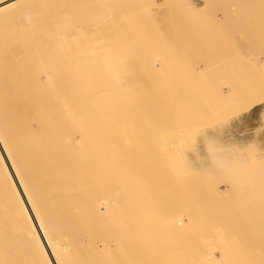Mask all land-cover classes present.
<instances>
[{
  "label": "bare ground",
  "instance_id": "obj_1",
  "mask_svg": "<svg viewBox=\"0 0 264 264\" xmlns=\"http://www.w3.org/2000/svg\"><path fill=\"white\" fill-rule=\"evenodd\" d=\"M88 1L89 0H0V172L3 175L2 177H4V180L2 181H5V184L3 185L1 184L2 183L1 181L0 186L5 185L6 187L5 186L4 187L7 188L9 191V193L7 192L9 195H7L6 197L7 204L6 203L4 204L5 206L4 209L3 208L0 209V264H17L13 253H18L16 255H18L19 257V253L27 249L26 247H30V249L28 248L29 251L31 250V248H34L35 253H32L34 251L32 250L31 251L32 254L30 256H27L26 253H28V251L27 252L23 251L22 254L24 255L25 253L26 258H27V259L25 258V255L24 256L21 255L23 256V259L24 258L26 259L24 260V262H26L29 259V257L32 256V258L29 259L31 261L33 258H35L34 257L35 255L33 256V254H36V256L38 257L37 260H39L36 264H39V263L40 264H211L213 257L211 258L212 255H209L210 251L208 249H211L209 248V246L210 244L214 245L213 242L215 240L218 243L219 242L221 243L219 239L220 237L218 238V236L221 235V233L223 232L218 233L217 234L218 236H216L217 232L215 230L219 229V227L216 229L218 223L219 224L224 223L222 221L219 222V220H221V218H219L218 223L215 224V221L217 222V219H215L214 216L219 211H221V213L219 212L220 216L224 215L223 211L224 210L226 211V209H224V205H225L224 202L227 200H223L220 198L221 200L224 201L221 209L215 207L216 203L213 206L214 202H212L213 204L212 203L208 204L209 201L211 202L215 199H213V197H210L214 195L210 191V189L207 190L205 188L208 185L207 186L205 185L203 187V184L206 183L207 181V179L203 178V176H202L203 183L199 182V185H197V187H200L201 185L200 183H202L201 185L202 188L201 187L199 188L200 189L199 192L201 194L205 192V194L208 195V196L206 195L207 197L206 196L205 197L209 201H207L204 198V201L206 200L205 202L207 203H204V201L202 200L204 197L203 196L204 194L202 195L201 198H200L201 196L200 194H199L200 196L197 195L198 193L197 191L199 189L196 188L195 184H197V182L194 183L193 179H192L193 181H187L188 183H186L184 181V178L186 175L182 174L183 177H181V180L184 181V183L182 182L183 184L182 183L181 184L183 186L179 183L181 180H179L178 178V172L175 171L176 170L175 166H177V164H175V162H177L175 155L179 153V151L177 152V150L180 149V146H181L180 145L178 148V145H179L178 142L180 141L181 143V139H183L185 132H186L184 131V133H180V130L182 132L183 130L182 128L184 127L183 124L185 123L184 120L186 119L185 117H187V115L184 116V114H187V113H184L182 111V113H184L183 114L184 123H183L182 122L183 118L180 119L182 116V113L180 112L181 115L178 114L179 111H181V110L178 111V108L183 109V106L182 107L181 106L178 107V106H179V100L180 101L182 100V103H183L185 99V102H186L189 96L187 97V94L185 93H183L184 95L179 96L180 94H178L179 93L178 89L173 87L175 84L173 86L171 85L172 87L171 86L166 87L168 83L167 85H164L161 83L158 84V82L156 83L154 80V77L152 76L155 72L154 70L156 69V67L154 68L155 64L152 66V62H151V59H153L154 57L151 58L150 55H148V58H146V54L148 53L146 51H145L146 54L143 53L142 52L143 50H141V52H136V50H139L138 46H137L138 47L137 49L135 48L136 49L135 52L130 51L132 48L129 50L128 47L124 46L126 44L125 42L128 39L127 30L129 29L127 27L129 25H126L127 27H124L125 26L124 25L125 22H124V24H121L122 26L124 25L123 30L122 29L118 30L119 27L116 28L117 25L115 26L114 22H112L114 18H116L117 21H122V20L124 21L126 17L129 18L128 16H130L131 14L129 10H126V11L130 15L127 14L125 10H123V8L126 7L124 6V4L120 5L121 7L122 6L124 7H122L121 9L119 7L120 10L118 13H116L118 17H116V15H113L111 17L110 19L112 20L111 25L110 27H108V23L110 22V20L109 22H106L103 19V18H106V20H108L107 17H104V15H107V14L103 15V12L108 9L107 5H105V3L107 2L105 0H103V2L100 0L101 3H104V6L102 4L100 8L102 9L103 7H105V9L103 8L102 10H100V8L98 7L100 3L97 4L99 2L98 0H97L98 1L97 3H95V1L93 2L92 0V2L95 4L94 6L97 5L96 7L98 8L91 7L93 6L91 4L92 2L87 3ZM107 1L108 2L110 1L108 3L109 5L113 4L111 2L112 0H107ZM184 2L186 1H183V3ZM86 3L91 4V6L90 5L88 6ZM125 5H127V3ZM140 6H143V5H140ZM157 6H159V4ZM111 7L109 8L111 9ZM113 7L111 10L110 9L107 10L108 13L109 11L111 12L114 9ZM170 7H171V4H170ZM176 7H178V5H176ZM180 7H183V5ZM140 8H136V9H140ZM191 10L192 9H190L189 13H192ZM208 10L209 9H207V11ZM100 11L101 12L103 11V12L101 13ZM137 11H140V10H137ZM222 11H224V8ZM199 12L200 14H202L201 11ZM208 12H210V10ZM216 12L218 13V11ZM119 13L120 15H118ZM171 13L173 12L171 11ZM121 14H123L122 17L125 14H127L128 16L126 15V17H123V19H121L122 18ZM101 15L103 16L101 19H103L105 23H107L106 27H108V29L109 28L111 29V27L114 25L115 27L113 26L112 27L113 29L115 28L117 29V31H119V33L121 34L123 33L124 36L125 35L127 36L126 40L124 39L125 40L124 44L123 43H122L123 45L119 44L124 47L122 48L121 46L118 45L117 47H115V49L117 48L118 50L116 49L115 51V49L113 48L114 47L113 45L118 44L116 42H119L118 36H120V34L119 33L116 34L117 35L116 38L118 37L117 38L118 40L116 38L114 39L113 36L115 35L117 31L115 29H114L115 31L112 30L111 32L114 33V35H112L110 30L108 33L105 30L106 27H103L106 24L104 23L105 25H102L103 23H100L101 24L100 27L102 26L104 28L101 31L105 30L104 33L105 32L106 33L104 35H106V37L109 36V38H103V36L101 35L99 36L98 34L102 33V32L98 33L100 29L99 31L96 30L97 31L96 34L98 33L97 37L99 36V38H103L101 39V41L102 40L107 41V42L111 41L109 42V44L107 43V45L113 46V47L110 46L111 51L108 52L105 44H103L105 42H102L101 44L104 45V47L106 48V51L104 47L102 48V46L99 48L100 44L95 43L94 45H96V47L97 45H99L97 47L99 51L101 49L102 50L104 49L105 52L103 51V53L107 52L106 54H103L102 56L99 55L101 53L98 54L99 51H97L96 47L92 45V40L94 42L96 40L97 43L101 42V41H98L99 39L97 40L94 38L93 34L91 33V31L93 30H89V34H92V36L89 35L88 33H87L88 37H87V34L86 35L83 34V33H86L87 31L86 28H84L83 26L85 25L87 27L88 24H90L88 23V21H94V22L98 21ZM167 15H172V14L169 13ZM180 15H181L182 21L187 16L185 13L184 14L182 13ZM182 15L184 17H182ZM191 15L192 14H190V16ZM108 17H110V13ZM138 17L140 19V16ZM188 17L186 20H190L193 16L189 18ZM214 17L218 18L217 16H214ZM101 19L99 21H103ZM133 19L134 18H132V20ZM146 19H147V16H146ZM213 19L215 20V18ZM86 20L88 24L83 23V22H86ZM135 20L136 19H134V21ZM141 20L142 19H140V21ZM69 21H73V22L69 23ZM77 21H79V23H81L82 25L84 24V25L81 26L79 25V23H75ZM136 21H137V24H134L135 28L134 26L131 25L132 28H134L133 33L135 34H137L138 31L143 32L142 30H140L141 28H143L141 26L142 23L139 22V20H136ZM126 22H129V21L126 19ZM96 23L94 25H96ZM184 23L186 24V22ZM176 25L174 24L173 28H175ZM97 26H99V24L95 26L96 29H98ZM122 26L120 27L122 28ZM170 26L171 25H169V28L167 30H170ZM79 27H83L82 28L83 32H82V29H80ZM154 27L155 26H153V28ZM184 27L187 28V26L185 25ZM146 28H144V32ZM147 29L149 30V27ZM121 30L122 32H120ZM125 31L127 32V34H125L126 33ZM149 31L151 33V30ZM153 31H156V30L154 29ZM139 32H138L139 34L138 36L142 38L141 36H143L144 34L141 35V33ZM209 32L210 31H208L207 33ZM70 33L72 36L70 35ZM78 33L81 34V36L82 35L86 36L88 41H90L89 39H92L90 41L91 45L88 44V46H86L87 45L86 43L88 41L84 43L81 42L80 40L83 38L79 37L80 35ZM158 33H159V30L157 34ZM160 33H163V32L160 31ZM75 34H78V35H75ZM107 34H110V35H107ZM68 35H70L71 37L70 36L68 37ZM164 35L165 34H163V36L161 37H164ZM195 35L198 36V34H195ZM74 36L76 37L78 36L79 38L77 37L76 39V37ZM122 36L120 38L121 41H122ZM201 36L203 35L200 34V38ZM132 38H133V35H132ZM149 38H144V39H149ZM193 38L192 39L189 38V39L193 40ZM207 38L209 37L207 36ZM78 39L80 40L78 41ZM130 39L131 37L128 39V43L126 46L129 45V42L131 45V41H129ZM150 39L151 40L149 41L144 40V42L147 41V44L142 41L141 45L143 47L144 45L148 46L149 44L148 42L151 43V41H153L152 38ZM209 39L207 42H209ZM201 40H204V39L202 38ZM217 40L218 39L214 41H217ZM82 41H84V39ZM139 41L140 40H138V43ZM157 41H158V38H157ZM161 41H159L160 44H161ZM112 42L113 43L115 42L116 44H113ZM172 42H173V39H172ZM172 42H169V43H172ZM200 42H202L203 44V41H200ZM153 43L155 44V41L152 42V44ZM195 43H197V41ZM81 44L83 45L86 44V45L84 47ZM163 44L165 45V43ZM170 45H173V44H170ZM196 45L199 46L198 43ZM195 46L193 47L194 50H196ZM130 47H133V45ZM176 47L175 48L170 47V48L172 50L173 49L176 50ZM215 47L216 46L214 47L211 46V48H215ZM198 48H200V46ZM209 48L210 46L208 47V49ZM92 49L93 50L96 49V52H94L95 50L92 51ZM150 49L151 47L147 50L149 51ZM156 49H158V47ZM156 49L154 51L158 52V50ZM171 49L170 51H172ZM201 50L200 52H204V49H201ZM210 50L209 52L205 50V52L210 53ZM176 51L174 52L176 53V55H174L175 59L177 56H180L178 55L179 54L178 50ZM197 51L199 52L198 49ZM151 52L153 53V50ZM157 52L156 54H159ZM228 53H230V51ZM164 54H167V53H164ZM185 54H187V52ZM194 55H197V54H194ZM205 55L208 57V54L205 53ZM210 56L211 55H209V57ZM169 57H171V55ZM149 58L151 59L149 60ZM158 58L159 57H157V59ZM171 58L169 59L171 60ZM179 58L181 59V57ZM179 58L177 57L176 59L177 63H178ZM147 59L149 60V62L146 61ZM186 60H184V63L183 62L182 63L186 64L188 62L187 60V62L185 63ZM168 61L169 60H167V62ZM201 61L202 60H200V63ZM206 61H204L203 65H205ZM167 62L165 61V63ZM171 62H174V61L171 60ZM191 62H189V64ZM196 63H198V66H199V60ZM212 64H213V61H212ZM158 65H160L159 62H158ZM180 66L182 68V71H181V75H182L184 73L183 71L185 67H183L184 65L182 66V64H180ZM138 67H139L138 69L139 72L137 71ZM205 67H208V66H205ZM160 68H163V66H161ZM169 68H171V66ZM187 68H188V63H187ZM190 69L192 70V68ZM172 70L174 71V69ZM191 70H189L190 74L192 73ZM209 71H210V68H209ZM140 72L147 73V75H150L152 73L150 75L152 77L150 76L147 77V75L144 74L146 78L144 75H143L144 78H139L136 75L139 73V76H140L141 75ZM204 72L207 73L206 70H204ZM199 73L198 75L200 76L202 73L200 74ZM164 74L162 76H164ZM234 75L235 74L233 73V76ZM166 76L167 75H165V77ZM184 76H185V73H184ZM207 76H210V75H207ZM201 78L203 79V77ZM170 79L171 78H169L168 80ZM174 79H176V76L174 77ZM173 83H175V80ZM218 83H221V82H218ZM177 84L178 85L181 84L180 81L179 83L177 82ZM177 84L175 85L176 87H177ZM186 84H189V83H186ZM201 84L199 86L200 88H198V84L197 86L193 85L194 87L198 88L197 89L193 87L196 90V93L198 94L202 90L203 91L201 93L206 92L205 88L203 89ZM254 87H252V91L255 89ZM213 88L215 89L216 86ZM233 88H235V86ZM179 89H184V87L179 88ZM237 89H235V92ZM240 89L242 88L240 87ZM185 90L187 91V89ZM243 90L240 92L243 93ZM255 90L257 91V89ZM193 92L194 91H192V93ZM207 92H206L207 95L203 93L204 94L203 98H201L202 97L200 95L201 93L197 95L198 99L196 97V99L200 101H203V99L205 98L204 100L206 101L205 102L206 104H203L204 101L203 102L199 101V103L200 104L202 103L205 106V108L211 106V104L210 106H208L209 103H207L211 97L210 95L208 96V94L209 93L211 94V92L210 91L209 93ZM194 94L193 96L191 95V98L192 97L194 98ZM231 94H234V93H231ZM224 95H228V93ZM234 95H237L238 97V94L235 93ZM252 95H255V97L257 96L256 92L255 94H252ZM217 97L219 100L223 98V95H222V98L221 96L219 97L216 95L215 98ZM229 97L231 96H228V98ZM251 97L253 99V96ZM251 97L249 96L248 99H251ZM212 98H214L213 95H212ZM232 99H225V101L226 102L229 100L232 101ZM254 101H256V99ZM192 102L194 101H191V103ZM223 102L224 101L222 100L221 103L220 102L219 103L222 104ZM213 103H214V100H213ZM202 104L201 106H203ZM226 104L227 103H225V105ZM189 107H192V106H189ZM202 108L205 109L204 107ZM211 109H209V111H211ZM224 110L225 109H222V112ZM191 112H194V111H191ZM198 112H201V111H198ZM195 114L196 113H193V116ZM203 114L204 113H202V115ZM216 114H217V117H219L218 116L219 113L216 112ZM202 115H200V117ZM214 115H215V112H214ZM166 117L169 118L167 122L169 123L170 121L169 124H165L166 122L163 121L164 119L166 121L167 119ZM194 118L195 117H193L192 119ZM178 119L181 121H179ZM203 119L205 121V118ZM189 121H191V119ZM195 122H196V119H195ZM201 122L200 124H204ZM164 124L166 126H164ZM179 124L180 126L183 125L181 129L179 127ZM205 125L207 124L205 123ZM166 127H169V128H166ZM148 130H150L151 135L149 133H146ZM179 133L182 134L181 135V137L183 136L182 138L180 137V135H178ZM148 135L152 136V139H151L152 141L153 139L155 141V144H154L153 143L154 141L152 142L149 139L150 142H152L150 147H148L149 146V141L147 140L149 138ZM156 135H159L158 137H162V138L157 139ZM177 135H178V138H180V140L178 139V141L176 140ZM186 138H188V136ZM165 139H167L168 141L173 139L172 140L173 143L171 142L169 143ZM166 141L168 142L169 146L171 144L173 148L171 146H170L171 148L167 147L166 146L167 144L164 145ZM181 144L183 147V142ZM155 145H157V147ZM161 145L164 148H160ZM176 147L178 149H176ZM237 150L239 151V149ZM219 151H217V153H219ZM175 152L177 153L175 154ZM222 152H223V149H222ZM224 152L226 153L227 151L225 150ZM227 154L226 156L223 153H221L220 155L218 154L219 156L218 158L217 157L216 158L219 159L220 161L225 162L224 160L226 159ZM235 155L233 154L231 156L235 157ZM241 157H240V161H243L244 158L241 159ZM238 159L239 158H236L235 160L238 161ZM219 160L217 161L219 162ZM179 161L180 160L178 159V162ZM226 164L228 163H225V165ZM178 165L180 164L178 163ZM217 165L215 167H217ZM223 165L221 166L224 167ZM263 165L264 164H262V166ZM211 167L214 168V165L213 166L210 165V167L207 166L205 170L209 168L208 171L213 172V169L211 170ZM230 167L227 168L228 171H230L229 169H232V167L231 168ZM244 167L246 166L244 165ZM257 168L259 169V167ZM261 168H260V172H263L261 171ZM216 169L214 171H216ZM221 170L225 171L222 168ZM240 170H244V169H242L241 167ZM240 170L238 169V172H240ZM169 171L171 173H169ZM201 172H205V171H201ZM201 172H198V173H201ZM219 172L220 171H218V174H220ZM179 173L181 174V172ZM192 174L193 176L195 175L193 171H192ZM213 174H216V173H212V175ZM221 174L224 175L223 173ZM198 175L200 176V174ZM244 175H245V172H244ZM191 176L189 177L190 178L189 180H191ZM209 177L211 176H208V178ZM262 177L260 178L262 179ZM213 178L214 176L210 178V182L208 181L209 182L208 188H210L211 179ZM260 178L259 180H261ZM203 179L206 181L204 182ZM223 180L224 179H222V181ZM251 180H253V178ZM189 182L190 183L192 182V183L190 184ZM244 182L245 184H248L246 183V180H244ZM193 183L195 186L193 185ZM211 184H213V181ZM181 186L183 187V189ZM215 186L213 187L215 188ZM232 187H231L232 189L231 191L235 192L234 191L235 187L234 188ZM195 188L196 190L197 189L198 190L196 191ZM201 189L202 190L206 189V190L203 192ZM238 189H240V187ZM253 189L255 188L253 187L252 190ZM256 190L257 189H255V191ZM262 190L263 191H261V193L264 192V189ZM207 191H210L211 193L210 192L206 193ZM242 191H244L243 188H242ZM195 192H197L196 195H195ZM222 193L221 194L219 193V194L222 196L223 195ZM216 194L214 196H216ZM258 194L260 193L258 192ZM227 195L229 194L223 195L222 198L225 197L226 199ZM234 195L235 194L233 193V197ZM252 195H253V192H252ZM209 197L211 198V200L209 199ZM252 197L254 199L255 196H251L250 198L252 199ZM234 201L235 200H233V202L231 201L232 205H234L233 204ZM236 201H238V199ZM231 203L229 202L230 205ZM226 206L227 205H225V207ZM179 207L182 209H180ZM233 208L235 209L234 206ZM237 208L238 207H236V209ZM178 209L183 210L182 211L183 213L180 212L179 214ZM217 209L219 211H214ZM230 209H232V207H230ZM230 211H226V213L228 212L229 214ZM213 212L215 214H213ZM181 213L185 215L186 219H181L182 218L180 216ZM6 214L10 216V219L11 217L12 218L14 217V221H13L14 227L13 225H11L12 223L9 225H7L8 223L5 224L6 222H9V221H4L7 218V217L6 218L4 217V216H7ZM212 215L214 218H212ZM3 217L5 218L4 220H2ZM195 217L196 219H194ZM192 218L194 219V221L195 220L196 221L194 222ZM208 218H210L211 222L214 223V225L216 226H213L212 224L213 227H211V223L208 220ZM213 219H215V221ZM10 222H12V220ZM189 223H191L190 226H193L192 224H195V226L198 227L199 225V228L201 229L202 227L203 230L195 229V231H191L192 227L191 228L188 227L189 229L188 228L182 229L183 228L182 226H184L185 224L189 225ZM206 225L207 226L209 225L210 228H213L212 230L215 229L214 231L216 233L214 232L215 233V236H213L214 238L212 237L213 231L209 227H205ZM5 227H7L8 229H6ZM9 227H11L12 229H10ZM9 229L13 230L16 233L11 234L13 231H9V234H8ZM233 231H236V230H233ZM228 234L230 233L228 232ZM246 234H248V232ZM9 235L10 237H12L13 235L15 236L12 237L13 238L12 239L9 237ZM215 237L217 238L215 239ZM248 237H251V236H248ZM207 239H210V240L212 239L213 241L212 240L210 241L212 243L210 242L208 243ZM221 240L223 241V237L221 238ZM230 240L232 239H229L226 241H230ZM241 240L238 241L237 245H240L241 243L243 244V242L246 243L247 241V239H245L246 241H243V242H241ZM217 242L215 245L216 247L217 245L218 246L220 245V244H217ZM207 243L209 246L207 245ZM223 243H224L223 245H225V242ZM21 245H23V247H20ZM233 246L234 248L237 247L235 245ZM251 246L254 247L253 244ZM177 247H178V250L176 249ZM220 247H221L220 252H222L221 254L223 255V257L221 256L220 257L221 259L226 257L225 259L222 260L226 262V259H228L227 255L226 254L224 255V252H226L225 251L226 248L225 250H223L222 247L224 248V246H219L217 249L220 250L219 249ZM21 248L23 250L20 251ZM236 252H239V251H236ZM29 254L30 253H28V255ZM235 254L237 255V253H234L233 256H235ZM249 254L250 253H247V255ZM238 255H242V253ZM244 256L246 255L244 254ZM244 256H241V257L244 258ZM237 257L238 256H236V258ZM236 258H234L233 260H236ZM23 259L21 258V260ZM216 259H219V258H216ZM233 260L232 261L229 260L231 264ZM248 260L250 261L251 259L249 258L247 259V261ZM33 261L35 262L34 259ZM240 262L238 264H240ZM227 264L229 263L227 262Z\"/></svg>",
  "mask_w": 264,
  "mask_h": 264
},
{
  "label": "rangeland",
  "instance_id": "obj_2",
  "mask_svg": "<svg viewBox=\"0 0 264 264\" xmlns=\"http://www.w3.org/2000/svg\"><path fill=\"white\" fill-rule=\"evenodd\" d=\"M95 1V3H97L98 1V3L97 4H99L98 5V7L100 8L101 7V5L103 4V6H104V3H101V1L103 2V0H93V2ZM107 3H105V5H107V10H109L110 8L109 7H111L113 4V6H115V7H113L114 9L110 12L109 11V13H110V17H108L109 16V13H108V11L106 10V11H102L103 12V15L104 14H107V15H104V17H107V19L108 20H106V18H103L106 22H109V20L111 19V17L113 16V15H116V13H118L119 12V10L122 8V7H124V6H126L125 8H123V10H129V12H130V14L126 11V13L127 14H129L130 16H132V17H130V16H128L127 14H125L123 17H126V15L131 19V21H130V19L129 18H125L124 19V21L122 20V21H117V19L116 18H114V20L112 21V20H110V24L108 23V27H110V25H111V21L112 22H114V25L116 26V28H118V30H120V29H122L123 30V28L124 27H127L126 25H129L127 28L129 29V30H127L128 31V39L131 37V39L129 40V41H131V45H130V42H129V45L128 46H126L127 45V43H128V39H127V41L125 42V40H126V38H127V36L125 35L124 36V34L122 33H119V31H117V29H115L117 32L115 33V35H114V33L113 32H111L112 30H114L112 27L114 26L113 24V26L111 27V29L109 28L108 29V27H106L107 26V23H105V21L103 20V19H101L103 16L101 15V17H100V19L101 20H103V21H96V22H94V21H88V23H90V24H88L87 23V20H86V22H83L84 24H88V26L90 27H86L84 24V26L81 24V23H79V21H77V22H75V23H79V25H81V26H83L84 28H86V33H83V34H89V30H93V31H91V33L93 34V36H94V38L95 39H99L98 41H101V39H103V38H109V36H107L106 37V35H104L106 32H108L109 33V30H110V32L112 33V35H114L113 37H114V39L116 38V34L117 33H119L120 34V36H118L117 38L119 39V42H116V43H118V44H116L115 42L113 43V44H116V45H113V46H111V45H107V43L109 44V42H111V41H109V39H108V41L109 42H107V41H101V42H99V43H97V41L95 40V42L92 40V39H89L90 41L92 40V45L93 46H95L96 47V45H94L95 43L96 44H100V46L99 45H97V47L99 46V48L102 46V48L104 47V45H102L101 43L102 42H105V43H103V44H105V46H106V48H107V50H108V52L109 51H111L110 50V46L111 47H113L114 49H115V47H117L119 44H124V42L126 43L124 46L125 47H128V49L130 50L131 48L132 49H134V50H130V51H134L135 52V50L138 48L139 50H136V52H141V50H143L142 52L143 53H145L146 54V52L148 53V54H146V58H148V55H150V57L151 58H153L154 59V61H153V59H151V58H149V60L151 59V62H152V66L154 65V68L156 67V69L154 70L155 72H154V74L152 75L153 77H154V80H155V82L157 83L158 82V84L159 83H161V84H164V85H167V83H168V85L166 86V87H170L171 85L173 86L174 84L176 85L177 84V82L179 83V81H180V83L181 84H177V87L174 85L173 87H175V88H177L178 89V91H179V93L178 94H180L179 96H181V95H184L183 93H185V94H187V97H188V99L186 100V102H185V99H184V102L182 103V100L180 101L179 100V106L178 107H182L183 106V109L182 108H178V111L179 110H181V111H179V115H181V113H182V111L184 112V113H187V114H184V113H182V116H181V118L180 119H182V122L184 123V121H185V123L183 124V123H181V124H183L184 125V127H186V128H184L183 127V125H181L180 126V124H179V127H180V129L182 128L183 130H182V132H181V130H180V133H184V131H186L185 132V135H184V137H183V139H181V143L183 142V147H182V144L180 143V141L178 142V148H179V146H180V149H178L177 147H176V149H178L177 150V152L179 151V153H177V152H175V158H176V160H177V162H175V164H177V166H175V168H176V170L175 171H177L178 172V178H179V180H181V177H183V175L182 174H185L184 176H185V178H187V179H185L184 178V181L186 182V183H188L187 181H193L194 180V183L195 182H197V184H195L196 185V188H200L201 187V185H202V176H203V178H206L207 179V181L206 180H204L203 179V181L205 182L206 181V183H204L203 184V187L206 185H208L209 186V182H210V178H212L213 176H214V178L213 179H215V180H213V179H211V183H212V181H213V184H211L210 183V188H208V186L207 187H205L207 190L208 189H210V191L215 195L216 193H218V191H219V193L221 194L222 192V194L223 195H225V194H229V195H227L226 196V199H225V197L224 198H222V196L218 193V194H216V196H214V195H212V196H210V197H213V199H215V200H213V201H209V200H207L206 199V197L208 196L207 194H205V190H202L204 193V195L203 194H201L199 191H200V189L197 191L196 190V188H195V190L198 192H195V195H196V193H197V195L198 196H200V198L202 197V195L204 196L203 197V201H204V198L207 200V201H209L208 202V204L210 203H212V202H214V204H213V206L215 205V203H216V205H215V207H217V208H219V209H221V207L223 206V200H227V201H225L224 202V204L225 205H227L226 207H225V205H224V209H226V211H230L229 212V214H228V212L226 213V211L224 210L223 212H224V215L223 216H220L219 214L221 213V211H219L218 209L217 210H214V211H219V212H217L216 213V215L214 216L215 217V219H217V222L215 221V219H213L214 221H215V224H217L218 223V219L219 218H221V220H219V222L220 221H222V222H224V223H221V224H217V227H216V229L219 227V229H217V230H212L213 228H210L209 227V225L207 226H205V227H209L212 231H213V234H212V232H211V234H212V237L213 236H215V233H216V236H218L217 234L218 233H220V232H223V233H221V235H219L218 236V238L220 239V241H221V243L219 242H217L215 239L217 238V237H215V241L213 242L214 243V245L212 244H210V246L208 245V243L212 240H210V239H207V241H208V243H207V245L209 246V248H211V249H208L209 251H210V254L209 255H212L211 256V258H212V262H211V264H227V262L229 263V264H231V262L230 261H232L234 258H236V256H238L237 258H236V260H237V262H236V260H233V262H232V264H238L240 261H242V262H240V264L241 263H243V264H255V262H256V264H259V262H260V264H264V202H262V201H264V192H262L261 193V191H263L262 189H264V165L262 166V164H264V0H168V1H166V0H112L111 2L113 3L112 5H109L108 3L110 2H108L107 0H105ZM104 1V2H105ZM120 1V2H119ZM180 1V2H179ZM183 1H186V2H184L183 3ZM90 2H92V0L90 1H88L87 3H90ZM91 3L93 6H91V4H87L88 6L90 5L91 7H96V6H94L95 4L94 3ZM130 2H131V4H130ZM140 2V3H139ZM162 4H161V3ZM166 2V3H165ZM127 3V5H125ZM149 3V4H148ZM124 4V6H120V5H123ZM159 4V6H157ZM161 4V5H160ZM164 4V5H163ZM170 4H171V7H170ZM174 4V5H173ZM185 4H187V5H185ZM108 5H109V7H108ZM140 5H143V6H140ZM146 5V6H145ZM163 5V6H162ZM166 5V6H165ZM176 5H178V7H176ZM183 5V7H180V6H182ZM220 5V6H219ZM224 5H225V7H224ZM102 6V7H103ZM138 6V7H137ZM148 6V7H147ZM187 6V7H186ZM205 6H207V7H205ZM98 7H96V8H98ZM112 7H111V9H112ZM118 9H117V8ZM119 7H120V9H119ZM131 7H133V8H131ZM141 7V8H140ZM160 7V8H159ZM169 7V8H168ZM174 9H173V8ZM221 7V8H220ZM104 9H105V7H103ZM102 8V9H103ZM136 8H140V9H136ZM143 8V9H142ZM181 8H183V9H181ZM185 8V9H184ZM206 8V9H205ZM223 8H224V11H222L223 10ZM101 8H100V10H102ZM110 9V10H111ZM117 9V10H116ZM131 9V10H130ZM169 9V10H168ZM171 9V10H170ZM182 11H181V10ZM189 9V10H188ZM190 9H192L191 11H192V13H189L190 12ZM207 9H209L210 10V12H208L207 11ZM115 10V11H114ZM137 10H140V11H137ZM144 10V11H143ZM184 10V11H183ZM215 10V11H214ZM113 11H114V13H113ZM153 11H155V12H153ZM170 11V12H169ZM171 11L173 12V13H171ZM179 11H181V12H179ZM198 11V12H197ZM199 11H201V13L202 14H200V12ZM203 11H204V13H203ZM211 11H212V13H211ZM214 11V12H213ZM216 11H218V13L216 12ZM101 12V11H100ZM101 12V13H102ZM121 12H122V10H121ZM120 12V13H121ZM136 12V13H135ZM141 12V13H140ZM145 12V13H144ZM161 12V13H160ZM172 14V15H167V14ZM186 14L187 16L184 18V20H186L187 19V17L189 16V17H192L190 20H186V21H182V18H181V15L179 14ZM220 12V13H219ZM222 12V13H221ZM113 13V14H112ZM120 13L118 14V15H120ZM153 13V14H152ZM210 13V14H209ZM214 13V14H213ZM217 13V14H216ZM124 14V13H123ZM123 14H121V17H122V15ZM134 14V15H133ZM190 14H192L191 16H190ZM202 16H200V15ZM216 14V15H215ZM245 14V15H244ZM180 17H179V16ZM205 15V16H204ZM240 15V16H239ZM241 15H242V17H241ZM136 18H135V17ZM138 16H140V19H142L141 21H140V19H139V17ZM146 16H147V19H146ZM155 16H156V18H155ZM170 16V17H169ZM172 16V17H171ZM214 16H217L218 18H216V17H214ZM116 17H118L117 15H116ZM120 17V16H119ZM120 17V18H121ZM123 17L121 18V19H123ZM138 17V18H137ZM167 17V18H166ZM180 18V20H179V18ZM182 17H184L183 15H182ZM188 17V18H189ZM201 17V18H200ZM206 17H208V18H206ZM232 17H234V18H232ZM240 17V18H239ZM112 18V19H113ZM119 18V19H120ZM132 18H134V19H136V20H139V22H141L142 23V27L143 28H141V26H140V30H142L143 32H144V28H148L149 27V30H151V33L154 35H152L151 33H150V31L146 28V30H145V32L143 33V32H139V33H141V35H143V36H141L142 38H140V36H138L139 34H138V32H137V34H135V33H133V29L135 28V25L134 24H137V21L135 20L134 21V19L132 20ZM145 18V19H144ZM172 18H173V20H172ZM198 18H200V19H198ZM213 18H215V20L213 19ZM238 18V19H237ZM115 19H116V21H115ZM118 19V20H119ZM126 19L129 21V22H126ZM151 19V20H150ZM172 21H171V20ZM144 20V21H143ZM177 20V21H176ZM197 20H198V22H200V23H198L197 22ZM201 20V21H200ZM135 23H134V22ZM147 21V22H146ZM149 21V22H148ZM152 21V22H151ZM196 21V22H195ZM228 21H229V23H228ZM230 21H232V22H230ZM51 22H53V21H51ZM68 22V21H67ZM73 21H69V23H72ZM82 22V21H81ZM99 22V23H98ZM116 22V23H115ZM124 22H125V24H124ZM139 22H138V24H139ZM154 22V23H153ZM168 22V23H167ZM184 22H186V24L184 23ZM195 24H194V23ZM202 22V23H201ZM96 23V25H98L99 24V26H97L98 27V29H96L95 28V26L96 25H94ZM100 23H103L102 25H105V26H103V27H106L105 28V30H106V32L104 33V31L105 30H103V31H101L102 29H104L102 26V28L100 27ZM105 23V24H104ZM140 23V24H141ZM144 23V24H143ZM149 23V24H148ZM197 23V24H196ZM121 24H124L123 26L121 25ZM148 24V25H147ZM152 24V25H151ZM154 24V25H153ZM174 24L176 25L175 26V28H173L174 27ZM179 24V25H178ZM183 24V25H182ZM227 24V25H226ZM134 26V28H132V26ZM144 25V26H143ZM145 25H147V26H145ZM169 25H171L170 26V30H167L168 28H169ZM184 25L185 26H187V28H185L184 27ZM200 25V26H199ZM224 25V26H223ZM78 26V25H77ZM114 26V27H115ZM120 26H122V28L120 27ZM153 26H155L154 28H153ZM83 27H79L80 29H82ZM182 27H184L185 28V30H184V28H182ZM87 28H89V29H87ZM151 28V29H150ZM221 28V29H220ZM99 29H100V31H99ZM130 29H131V31H130ZM156 30V31H153V30ZM174 29H176V30H174ZM182 29V30H181ZM189 29V30H188ZM203 29V30H202ZM207 29V30H206ZM209 29H211V30H209ZM85 30V29H84ZM96 30H98L99 32L98 33H100V32H102L101 34H98L99 36L101 35V36H103V38H99V36L97 37V34H96ZM114 30V31H115ZM122 30L120 31V32H122ZM158 30H159V33L157 34V32H158ZM174 32H173V31ZM180 30H181V32H180ZM191 30V31H190ZM213 30V31H212ZM94 31H95V33H94ZM149 31V32H148ZM160 31L161 32H163V33H160ZM167 31H171L170 33L169 32H167ZM178 31H179V33H178ZM208 31H210L209 33H207ZM82 32H83V29H82ZM126 32V31H125ZM124 32V33H125ZM132 32V33H131ZM135 32V31H134ZM156 32V33H155ZM188 32H189V34H188ZM203 32V33H202ZM207 34H206V33ZM212 32V33H211ZM79 33H81V32H79ZM78 33V34H79ZM130 33V34H129ZM148 35H147V34ZM168 33V34H167ZM175 33V34H174ZM191 33V34H190ZM193 33V34H192ZM205 33V34H204ZM211 33V34H210ZM68 34V33H67ZM78 34H75V35H78ZM88 34H87V37H88ZM92 34H89V35H91L92 36ZM125 34H127V32L125 33ZM163 34H165L164 35V37H161V36H163ZM174 34V35H173ZM183 34V35H182ZM186 36H185V35ZM188 34V35H187ZM195 34H198V36L197 35H195ZM200 34L201 35H203V36H205V37H203V36H201V38H200ZM210 34V35H209ZM70 35H71V33H70ZM70 35H68V37L70 36ZM80 36L79 37H82L83 39H84V41H82L83 39H78V41L80 40L81 42H87L88 40H87V38H86V36H84V35H82L81 36V34H79ZM107 35H110V34H107ZM123 35V36H122ZM132 35H133V38H132ZM150 35V36H149ZM159 35V36H158ZM171 35V36H170ZM180 35H182V36H180ZM190 35V36H189ZM192 35V36H191ZM210 38H207V36ZM72 36V35H71ZM70 36V37H71ZM105 36V37H104ZM121 36H122V41H121ZM152 36V37H151ZM175 38H174V37ZM177 36V37H176ZM74 37H76V36H74ZM78 37V36H77ZM77 37H76V39H77ZM78 37V38H79ZM112 37V36H111ZM125 37V38H124ZM139 39H138V38ZM152 38V40L153 41H151V43L150 42H148L149 44H148V46L146 45H144V47L141 45V43H142V41L144 42V40H147V41H149V40H151L150 38ZM156 37V38H155ZM173 37V38H172ZM185 37V38H184ZM193 38V40H190V39H192ZM90 38H92V37H90ZM93 38V39H94ZM116 38V39H117ZM144 38H149V39H144ZM155 38V39H154ZM157 38H158V41H157ZM163 38H164V40H163ZM190 38V39H189ZM197 38V39H196ZM206 39L205 40V42H204V40H201V39ZM69 39V38H68ZM113 39V40H114ZM117 39V40H118ZM125 39V40H124ZM134 39V40H133ZM172 39H173V42H172ZM180 39V40H179ZM183 39V40H182ZM187 39V40H186ZM208 39H209V42H207L208 41ZM216 39H218L217 41H214V40H216ZM105 40V39H104ZM112 40V39H111ZM138 40H140L139 41V43H138ZM161 40H163V41H161ZM168 40V41H167ZM176 40V41H175ZM90 41H88L86 44H81L82 46H84L85 47V45L86 46H88V44H90L91 45V42ZM147 41L146 42H144V43H146L147 44ZM155 41V44L153 43L152 44V42H154ZM157 41V42H156ZM159 41H161V44H160V42ZM193 41V42H192ZM197 41V43L199 44V46H200V48L201 49H204V52H205V50L206 51H208L209 52V50H210V53H207V52H205L206 54H208V57L205 55V53L204 52H200V48H198L199 46L198 45H196L197 43H195ZM200 41H203V44H202V42H200ZM220 41V42H219ZM94 42V43H93ZM159 42V43H158ZM169 42H172V43H169ZM177 44H176V43ZM183 42H185V43H183ZM200 42V43H199ZM216 44H215V43ZM112 43H110V44H112ZM138 43V44H137ZM143 43V44H144ZM163 43H165V45L163 44ZM168 43V44H167ZM175 43V44H174ZM192 43V44H191ZM218 43V44H217ZM79 44V43H78ZM122 44V45H123ZM156 44H157V46H156ZM170 44H173V45H170ZM184 44V45H183ZM186 44V45H185ZM188 44H190V45H188ZM202 44V45H201ZM207 44V45H206ZM133 45V47H130V46H132ZM151 45V46H150ZM153 45V46H152ZM159 45V46H158ZM169 45V46H168ZM175 45V46H174ZM176 45H177V47H178V49H177V47H176ZM184 47H183V46ZM197 46V48H196V46ZM206 45V46H205ZM109 48H108V47ZM119 46H121V45H119ZM124 46H121L122 48L124 47ZM138 46V47H137ZM155 46H156V48L158 47V49H156L155 48ZM186 46V47H185ZM195 46V49L196 50H194L193 49V47ZM202 46H204V47H202ZM210 46V48L208 49V47ZM211 46H216L215 48H211ZM96 47V49H97V51H99L98 50V48ZM142 47V48H141ZM147 47V48H146ZM151 47V51L153 50V53L151 52H149L147 49H149ZM161 47V48H160ZM175 48L176 47V50H178V55H180V56H177L178 58L179 57H181V59L179 58L178 59V63H177V57H176V59H175V57H174V55H176V53H174L176 50L175 49H171V48ZM105 48V47H104ZM106 48H105V51H106ZM119 48V47H118ZM136 48V49H135ZM160 48V49H159ZM163 48V49H162ZM168 48H170L172 51H170V49H168ZM187 48V49H186ZM96 49H92V51H94V52H96ZM117 49V48H116ZM116 49H115V51H116ZM145 49V50H144ZM158 50V52L157 51H154V50ZM164 49H166V50H164ZM181 49H183V50H181ZM192 49V50H191ZM197 49L199 50V52L197 51ZM213 49H214V51H213ZM118 50V49H117ZM161 50V51H160ZM190 50V51H189ZM103 51H104V49L102 50H100L99 52H98V54L99 53H101V54H99V55H103V54H106V53H103ZM104 51V52H105ZM113 51V50H112ZM146 51V52H145ZM168 51V52H167ZM189 51V52H188ZM193 53H192V52ZM197 51V52H196ZM201 51H203V50H201ZM230 51V53H228ZM156 52L157 53H159V54H156ZM167 53V54H164V53ZM170 52H171V54H170ZM177 52V51H176ZM187 52V54H185V53ZM191 52V53H190ZM234 52V53H233ZM173 53V54H172ZM203 53V54H202ZM213 54V56H212V54ZM216 53V54H215ZM164 54V55H163ZM171 55V57H169L170 55ZM194 54H197L198 55V57H197V55H194ZM155 55V56H154ZM163 55V56H162ZM193 55V56H192ZM209 55H211L210 57H209ZM182 56H184V57H182ZM186 56V57H185ZM204 56V57H203ZM157 57H159L158 59H157ZM174 57V58H173ZM192 57V58H191ZM165 58H166V60H165ZM169 58H171V60L172 61H174V62H171V60L169 59ZM188 58V59H187ZM191 58V59H190ZM195 60H194V59ZM205 60H204V59ZM209 58H211V59H209ZM217 58V59H216ZM160 59V60H159ZM173 59H175L176 60V62H175V60H173ZM182 59H184V60H188V62H187V60L185 61V63L187 62L188 63V68H187V63L186 64H183L184 63V60H182ZM189 59H190V61H189ZM194 61H193V60ZM149 60L147 59L146 61H148L149 62ZM159 60V61H158ZM167 60H169L168 62H167ZM180 60V61H179ZM182 60V61H181ZM199 60V66H198V63H196L197 61ZM200 60H202L201 61V63H200ZM207 60V61H206ZM210 60V61H209ZM219 60V61H218ZM223 60V61H222ZM163 61V62H162ZM165 61L167 62V63H165ZM192 61V62H191ZM204 61H206V63H205V65H203L204 64ZM212 61H213V64H212ZM150 62V63H151ZM158 62H159V64L161 65V63H162V65L161 66H163V68H160L161 66L160 65H158ZM179 62H181V63H179ZM183 62V63H182ZM189 62H191L190 64H189ZM209 62V63H208ZM211 62V63H210ZM214 62H216V63H214ZM224 62V63H223ZM147 63V62H146ZM164 63V64H163ZM172 63V64H171ZM196 63V64H195ZM176 66H175V65ZM180 64H182V66L183 67H185L184 68V73H185V76H184V73L181 75V71H182V68H181V66H180ZM192 64V65H191ZM195 64V65H194ZM165 65V66H164ZM173 65H174V67H173ZM211 65H213V66H210ZM171 66V68H169V67ZM191 66V67H190ZM195 66V67H194ZM205 66H208V67H205ZM137 67V66H136ZM166 67V68H165ZM176 67V68H175ZM158 68H159V70H158ZM167 68H168V70H167ZM187 68V69H186ZM190 68H192V70L190 69ZM204 68V69H203ZM206 68V69H205ZM209 68H210V71H209ZM139 67L137 68V71L139 72ZM164 70V71H162V70ZM172 69H174V71L172 70ZM201 71H200V70ZM212 69V70H211ZM214 69H216V70H214ZM219 69V70H218ZM172 70V71H171ZM189 70H191V74H190V71ZM202 70H203V72H202ZM204 70H206L207 71V73H205L204 72ZM158 71V72H157ZM161 71V72H160ZM170 71V72H169ZM186 71V72H185ZM194 71V72H193ZM196 71V72H195ZM189 72V73H188ZM202 73L200 76L198 75V73ZM209 72H210V74H209ZM222 74H221V73ZM232 72V73H231ZM141 73V72H140ZM165 73V74H164ZM170 73H172V74H170ZM193 73H194V75H193ZM197 73V74H196ZM199 73V74H200ZM229 75H228V74ZM233 73L236 75H234L233 76ZM144 74H146L147 75V73H141V75L139 76V73L136 75L137 77H139V78H144L143 77V75ZM152 74V73H151ZM150 74V75H151ZM161 74V75H160ZM164 74V76H162ZM176 74V75H175ZM188 74V75H187ZM190 74V75H189ZM212 74V75H211ZM219 74V75H218ZM150 75H147V77L148 76H150ZM157 75V76H156ZM165 75H167L166 77H165ZM169 75V76H168ZM175 75L176 76V79H174V77L173 76ZM182 77H181V76ZM207 75H210V76H207ZM228 75V76H227ZM232 75V76H231ZM145 76V75H144ZM152 76H150V77H152ZM196 76H197V78H196ZM217 76V77H216ZM223 76H224V78H223ZM230 76V77H229ZM156 77V78H155ZM161 77V78H160ZM180 77V78H179ZM192 77H193V79H192ZM201 77H203V79L201 78ZM231 77H232V79H231ZM233 77H235V78H233ZM145 78H146V76H145ZM165 78V79H164ZM169 78H171L170 80H168ZM173 78V79H172ZM185 78V79H184ZM189 78V79H188ZM212 78V79H211ZM158 79V80H157ZM180 79V80H179ZM196 79V80H195ZM202 81H201V80ZM210 79V80H209ZM222 79V80H221ZM225 79V80H224ZM174 80H175V83H173L174 82ZM213 82H212V81ZM215 80V81H214ZM220 80V81H219ZM235 80V81H234ZM239 80V81H238ZM167 81H169V82H167ZM171 81H173V82H171ZM182 81V82H181ZM187 81V82H186ZM191 81H193V82H191ZM232 81V82H231ZM237 81V82H236ZM240 81H241V83H240ZM164 82V83H163ZM166 82V83H165ZM198 82V83H197ZM200 82V83H199ZM206 82V83H205ZM209 82V83H208ZM218 82H221V83H218ZM222 82H224V83H222ZM154 83V82H153ZM173 83V84H172ZM185 83V84H184ZM186 83H189V84H186ZM204 84V85H202V84ZM150 84H152V83H150ZM160 84V85H161ZM183 84H184V86H183ZM197 84H198V88H200L199 86H200V84H201V86H202V88L204 89L205 88V90H206V92L207 93H209V91L211 92V94L209 93L208 94V96L210 95L211 97H210V99H209V101L207 102V103H209L208 104V106H210V104H211V106L210 107H207V108H205V106L203 105V104H206L205 102V98L203 99V101H200V100H197L198 99V97H197V95H199L198 93H196V90L194 89V88H197V87H194V86H197ZM208 86H207V85ZM209 84H211V85H209ZM236 84H238V85H236ZM188 87H187V86ZM191 87H190V86ZM194 85V86H193ZM243 85V86H242ZM171 86V87H172ZM184 87V89H179V88H183ZM216 86V90L213 88V87H215ZM222 86V87H221ZM223 86H225V87H223ZM235 86V88H233ZM237 86V87H236ZM246 86V87H245ZM255 86V87H254ZM165 87V86H164ZM186 87V88H185ZM194 87V88H193ZM210 88V90H209V88ZM220 87V88H219ZM240 87L242 88V89H240ZM252 87H254L255 89H257V91L254 89L253 91H252ZM197 88V89H198ZM232 88V89H231ZM238 88V89H237ZM247 88V89H246ZM185 89H187V91L185 90ZM235 89H237V90H239V91H237L236 90V92H235ZM244 89V90H243ZM201 90V89H200ZM243 90V93L242 92H240V91H242ZM183 91V92H182ZM192 91H194L193 93H192ZM214 91H216V92H214ZM232 91H234V92H232ZM249 91H250V93H249ZM256 92V97H255V95H252V94H255V92ZM198 92V91H197ZM206 92H203L204 94H206ZM246 92V93H245ZM195 93V94H194ZM203 93H201L200 95L202 96L201 98H203L204 97V94ZM218 93H220V94H218ZM228 93V95H224V94H227ZM231 93H236V94H238V97H237V95H234V94H231ZM242 93V94H241ZM189 94V95H188ZM193 94H194V98H193V100H192V98H191V95L193 96ZM203 94V95H202ZM215 94V95H214ZM240 94V95H239ZM207 95V94H206ZM212 95L214 96V98L216 97V95L217 96H221V98H222V95H223V98L222 99H219L218 100V97L217 98H212ZM186 96V95H185ZM228 96H231V97H229L228 98ZM240 96H242V97H240ZM249 96L251 97V96H253V99H252V97H251V99L253 100H251V99H248L249 98ZM196 97H197V99H196ZM200 97V96H199ZM234 97V98H233ZM185 98V97H184ZM191 98V99H190ZM233 98V99H232ZM247 98V99H246ZM200 99V98H199ZM214 100V103H213V100ZM225 99H232V101L231 100H229V101H225ZM238 99V100H237ZM256 99V101H254ZM224 101L225 103H227L226 105H225V103L223 102L222 104H220L221 103V101ZM249 100H251V101H249ZM191 101H194L195 102V104H194V102H192L191 103ZM199 101L200 102H203V106H201V104L199 103ZM217 101V102H216ZM232 103H231V102ZM181 102V103H180ZM220 102V103H219ZM229 102V103H228ZM237 102V103H236ZM244 102V103H243ZM252 102V103H251ZM190 103V104H189ZM200 105H199V104ZM184 104V105H183ZM215 104H217V105H215ZM195 105V106H194ZM197 105H199V106H197ZM226 107H225V106ZM189 106H192V107H188ZM194 106V107H193ZM222 106V107H221ZM225 108H224V107ZM238 106V107H237ZM186 107H187V109H186ZM202 107H204L205 109H203ZM216 107V108H215ZM235 107H237V108H235ZM194 108V109H193ZM199 110H198V109ZM200 108H201V110H200ZM212 108V109H211ZM220 108H222V109H225L223 112H222V109H220ZM193 109V110H192ZM209 109H211V111H209ZM214 109V110H213ZM217 109V110H216ZM189 112H188V111ZM206 110V111H205ZM213 110V111H212ZM233 110V111H232ZM191 111H194V112H191ZM197 111V112H196ZM198 111H201V112H198ZM203 111V112H202ZM181 112V113H180ZM206 112V113H205ZM214 112H215V115H214ZM216 112H218L219 114H218V116L219 117H217V114H216ZM193 113H196L194 116H193ZM202 113H204L203 115H202ZM227 113V114H226ZM183 114H184V116H186L187 115V117H185L186 119L184 120V116H183ZM192 116H191V115ZM198 114H200V115H202L201 117H200V115H198ZM210 116H209V115ZM226 116V115H228V116H224V115ZM197 115V116H196ZM206 115V116H205ZM224 116V117H223ZM179 117V116H178ZM193 117H195L194 119H192ZM197 117H198V119H200V120H198L197 119ZM200 117V118H199ZM211 117V118H210ZM220 117H222V118H220ZM165 118V117H164ZM167 119H166V121H165V119L163 120L164 122H166L165 124H169L170 123V121H169V123H167L168 122V117H166ZM203 118H205V121H204V119ZM216 118H218V119H216ZM220 118V119H219ZM191 119V121H189ZM195 119H196V122H195ZM216 119V120H215ZM179 120V119H178ZM184 120V121H183ZM213 120V121H212ZM179 121H181V120H179ZM194 121V122H193ZM202 121V122H201ZM209 121V122H208ZM163 122V123H164ZM200 122L201 123H204V124H200ZM196 123H197V125H196ZM205 123L207 124V125H205ZM164 124V126H166ZM187 124V125H186ZM188 124H190V125H188ZM193 124V125H192ZM194 126V127H193ZM192 129H191V128ZM166 128H169V127H166ZM165 128V129H166ZM149 131V132H148ZM146 133H151L150 132V130H148ZM192 132V133H191ZM178 134V135H180V137H181V135L182 134ZM190 134V135H189ZM192 134V135H191ZM151 135V134H150ZM178 135H177V137H176V140L178 141V139L180 140V138H178ZM188 136V138H186L187 136ZM149 136V135H148ZM159 135H156V137H157V139L159 138H162V137H158ZM194 138H193V137ZM155 137V136H154ZM155 137V138H156ZM181 137V138H182ZM190 137V138H189ZM184 138H186V139H184ZM193 138V139H192ZM152 139V136H149V138L147 139L148 141H149V146L148 147H150V145H151V143L154 141V139H153V141L152 142H150V140ZM157 139H155V140H157ZM170 139V138H169ZM165 140H167V139H165ZM172 140L173 139H171L170 141H168L169 143L171 142V143H173L172 142ZM159 141V140H158ZM164 141V140H163ZM166 141V143L164 144V145H166L167 147H169V148H173V146H171V144H170V146H169V144H168V142ZM157 142V141H156ZM161 142V141H160ZM154 144H155V141L153 142ZM159 143V142H158ZM158 143H157V145H158ZM162 143V142H161ZM160 144V143H159ZM252 144V145H251ZM157 145H155L156 147H157ZM163 145V144H162ZM162 145L160 146V148H164V147H162ZM255 145V146H254ZM185 146V147H184ZM234 146V147H233ZM159 147V146H158ZM166 147V148H167ZM227 148V149H226ZM233 148V149H232ZM236 148V149H235ZM216 149H218V150H216ZM222 149H223V152H222ZM229 149V150H228ZM237 149H239V151L237 150ZM244 149V150H243ZM247 149V150H246ZM255 149V150H254ZM216 150V151H215ZM220 150V151H219ZM227 151L226 153L224 152V151ZM242 152H241V151ZM253 150V151H252ZM217 151H219V153H217ZM234 151V152H233ZM215 152V153H214ZM223 153L225 156H226V154L227 153H229V154H227V157H226V159L224 160L225 162H223V161H220L219 159H217L218 158V156L221 154V153ZM246 152V153H245ZM255 152V153H254ZM217 153V154H216ZM241 153V154H240ZM258 153V154H257ZM182 154V155H181ZM213 154V155H212ZM219 154V155H218ZM235 155V157L234 156H231V155ZM249 154V155H248ZM230 155V156H229ZM240 155V156H239ZM243 155V156H242ZM180 156V157H179ZM242 156V157H241ZM254 158H253V157ZM258 156V157H257ZM217 157V158H216ZM240 157H241V159L242 158H244L243 159V161H240ZM228 158H229V160H228ZM236 158H239L238 159V161L240 162H238L237 160H235ZM178 159L180 160L179 162H178ZM210 159H211V161L213 162H211L210 161ZM252 159V160H251ZM217 160H219V162L217 161ZM226 160H227V162H226ZM247 160V161H246ZM260 160V161H259ZM253 161V162H252ZM230 162V163H229ZM178 163L180 164V165H178ZM211 163V164H210ZM224 165H223V164ZM225 163H228V164H226L225 165ZM253 163V164H252ZM214 165V168H212L211 167V170L213 169V172L212 171H208V169H206L205 170V168H207V166H209L210 167V165L211 166H213ZM218 164V165H217ZM242 164V165H241ZM258 166H257V165ZM261 164V165H260ZM217 165V167H215ZM221 165H223L224 167H222ZM228 165H229V167H230V165H231V167H232V169H229L230 171H228V169L227 168H229L228 167ZM233 165H235V166H233ZM244 165L246 166V167H244ZM179 166H181V167H179ZM221 166V167H220ZM250 168H249V167ZM256 166V167H255ZM230 167V168H231ZM236 167H237V169H236ZM242 167V169H244V170H240V168ZM257 167H259V169L257 168ZM261 167H263V168H261ZM177 168H178V170H177ZM219 169V170H217V169ZM221 168L223 169V170H225V171H222L221 170ZM260 168H261V171H263V172H260ZM180 169V170H179ZM188 169V170H187ZM198 169H199V171H198ZM216 169V171H214ZM238 169L240 170V172H238ZM246 169V170H245ZM258 169V170H257ZM253 170V171H252ZM174 171V170H173ZM172 171V172H173ZM174 171V172H175ZM192 171H193V173L195 174L194 176H193V174H192ZM197 172V174H196V172ZM201 171H205V172H201ZM207 171V172H206ZM218 171H220L219 173L220 174H218ZM242 171H243V173H242ZM258 171V172H257ZM177 172H176V174H177ZM179 172H181V174L179 173ZM191 172V173H190ZM198 172H201V173H198ZM244 172H245V175H244ZM253 172V173H252ZM169 173H171L170 171H169ZM168 173V174H169ZM204 173V174H203ZM212 173H216V174H213L212 175ZM221 173H223L224 175H222ZM227 173V174H226ZM238 173V174H237ZM252 173V174H251ZM198 174H200V176L198 175ZM202 174V175H201ZM209 174V175H208ZM211 174V175H210ZM241 174H243V175H241ZM249 174H251V175H249ZM259 174H260V176H259ZM179 175H180V177H179ZM192 175V176H191ZM197 175H198V177H197ZM249 175V176H248ZM262 175H263V177H262ZM3 175H2V173L0 172V183H1V181L2 180H4V177H2ZM188 176V177H187ZM191 176V180H189L190 177ZM196 176V177H195ZM205 176V177H204ZM208 176H211V177H209L208 178ZM221 176V177H220ZM242 176H244V177H242ZM247 176V177H246ZM254 176V177H253ZM2 177V178H1ZM194 177V178H193ZM201 177V178H200ZM224 177V178H223ZM228 177V178H227ZM238 179H237V178ZM250 178V180H249V178ZM258 179H257V178ZM260 177H262V179L260 178ZM197 178V179H196ZM218 178V179H217ZM253 178V180H251ZM259 178L261 179V180H259ZM183 179V178H182ZM193 179V180H192ZM209 179V180H208ZM221 179V180H220ZM222 179H224L225 180V182H224V180L222 181ZM229 179V180H228ZM237 181H236V180ZM196 180V181H195ZM200 180V181H199ZM244 180H246V183H248V184H245V182H244ZM250 182H249V181ZM184 181H180L179 183L181 184L182 182L184 183ZM209 181V182H208ZM228 181H230V182H228ZM233 181V182H232ZM235 181V182H234ZM258 181V182H257ZM262 181V182H261ZM4 182V183H3ZM199 182H202V183H200L201 185H200V187H197V185H199ZM239 182V183H238ZM257 182V183H256ZM182 183V184H183ZM190 183V182H189ZM192 183V182H191ZM190 183V184H191ZM194 183H193V185H194ZM226 183V184H225ZM228 183H230V184H228ZM2 185L3 184H5V181H2V183H1ZM179 184V185H180ZM181 184V185H182ZM258 186H257V185ZM194 185V186H195ZM216 185V186H215ZM5 186V185H4ZM4 186H0V209L1 208H5V206H4V204L6 203V201H7V199H6V197H7V195H9L8 193H9V191H8V189L7 188H5ZM183 186V185H182ZM181 186V187H182ZM213 186H215V188L213 187ZM233 186V187H232ZM241 186H242V188H243V190L244 191H242V188H241ZM257 186V187H256ZM231 187L232 188H234L235 187V189H234V191L235 192H232L231 190ZM240 187V189H238V188ZM250 187V188H249ZM255 188V189H257L256 191H255V189H253L252 190V188ZM202 188V187H201ZM180 189V188H179ZM182 189H183V187H182ZM204 189V188H203ZM230 189V190H229ZM213 190V191H212ZM224 190V191H223ZM226 190V191H225ZM246 190V191H245ZM248 190V191H247ZM201 191V192H202ZM210 191H207L206 193H208V192H210ZM217 191V192H216ZM241 191V192H240ZM8 192V193H7ZM210 192V193H211ZM231 192V193H230ZM237 192V193H236ZM252 192H253V195H252ZM256 192V193H255ZM258 192L260 193V194H258ZM182 193V192H181ZM233 193L236 195H234V197H233ZM245 193V194H244ZM251 193V194H250ZM2 194V195H1ZM6 194V195H5ZM200 194V195H199ZM207 195V196H206ZM218 195H220V196H218ZM242 196V197H240V196ZM250 195V196H249ZM257 195H258V197H257ZM261 195V196H260ZM181 196V195H180ZM197 196V197H198ZM206 196V197H205ZM251 196H255L254 197V199H253V197H252V199L250 198ZM263 196V197H262ZM3 197H5V198H3ZM209 197V199L211 200V198ZM229 197V198H228ZM216 198H217V200H216ZM223 199V200H221V199ZM235 198V199H234ZM261 198V199H260ZM5 199V200H4ZM218 199H220V200H218ZM238 199V201H236ZM245 199V200H244ZM205 200V201H206ZM233 200H235L234 201V205H232V203H231V201L233 202ZM250 200V201H249ZM253 200H255V201H253ZM259 200V201H258ZM262 200V201H261ZM204 201V203H207V202H205ZM244 201V202H243ZM222 202V203H221ZM228 202V203H227ZM229 202L231 203V205L229 204ZM237 202V203H236ZM239 202V203H238ZM262 203H263V205H262ZM7 204V203H6ZM244 204V205H243ZM251 204H252V206H251ZM254 204V205H253ZM256 204V205H255ZM228 205H230V206H228ZM241 205V206H240ZM249 205V206H248ZM4 206V207H3ZM181 206V205H180ZM233 206L235 207V209L233 208ZM243 206V207H242ZM248 206V207H247ZM251 206V207H250ZM255 206V207H254ZM257 206V207H256ZM260 206V207H259ZM228 207V208H227ZM230 207H232V209H230ZM236 207H238L237 209H236ZM245 207V208H244ZM180 208V207H179ZM245 209V211H244V209ZM247 208V209H246ZM250 208V209H249ZM253 208H255V209H253ZM180 209H182V208H180ZM249 209V210H248ZM258 209V210H257ZM260 209V210H259ZM253 210H254V212H253ZM256 210V211H255ZM183 210H179L178 209V212H179V214H180V212H182ZM234 211V212H233ZM244 211V212H243ZM239 212V213H238ZM258 212V213H257ZM260 212H261V214H260ZM183 213V212H182ZM181 213V219H186V217H185V215L184 214H182ZM235 213V214H234ZM237 213V214H236ZM243 213H244V215H243ZM213 214H215L214 212H213ZM233 214V215H232ZM7 216H4L6 219H8V220H6L4 217L2 218V220H4V221H11L12 220V222H4L5 224H7V225H9V224H11V225H13V227H14V217L12 218L11 217V219H10V216L8 215V214H6ZM218 215H219V217H218ZM12 216H13V214H12ZM228 216H230V217H228ZM253 216V217H252ZM213 217V215H212V218H214ZM10 219V220H9ZM193 219V218H192ZM194 219H196V217L194 218ZM194 219H193V221H194ZM189 220V219H188ZM208 220L210 221V223H211V227H213V226H216V225H214V223H212L211 222V220H210V218H208ZM212 220V221H213ZM224 220H226V221H224ZM250 220V221H249ZM257 220V221H256ZM192 221V222H193ZM196 221V220H195ZM194 221V222H195ZM229 221V222H228ZM226 222H227V224H226ZM186 224H188V223H186ZM185 224V225H186ZM190 224L191 223H189V225H186V227H185V225L184 226H182L181 228L182 229H184V228H188V227H192V229H191V231H195V229L196 230H198V229H200L199 228V225H198V227L197 226H195V224H192L193 226H190ZM209 224V223H208ZM212 224H213V226H212ZM231 226H230V225ZM223 225V226H222ZM194 227V228H193ZM204 227V226H203ZM222 227V228H221ZM227 227H229V228H227ZM6 229H8L7 227H5ZM10 229H12L11 227H9ZM215 228V227H214ZM228 229V231H227V229ZM8 230V234H9V231H13V230ZM189 229V228H188ZM206 229V228H205ZM245 229V230H244ZM200 230H203L202 229V227H201V229ZM209 230V229H208ZM218 230H220V231H218ZM224 230V231H223ZM233 230H236V231H233ZM240 230V231H239ZM242 230H243V232H242ZM251 231V232H250ZM14 232V231H13ZM11 233V234H15L16 232H14V233ZM215 232V233H214ZM228 232L230 233V234H228ZM231 232H232V234H231ZM248 232V234H246V233ZM227 233V234H226ZM251 233V234H250ZM10 234V235H11ZM223 234H224V236H223ZM262 234V235H261ZM10 235H9V237H10ZM230 235V236H229ZM232 235V236H231ZM247 235V236H246ZM15 235H13L12 237H14ZM234 236V237H233ZM237 238H236V237ZM246 236V237H245ZM248 236H251V237H248ZM12 237H10V238H12ZM211 237V238H212ZM223 237V241L221 240V238ZM230 237H232V238H230ZM244 237H245V239H247V241L244 239ZM214 238V237H213ZM232 239V240H230V241H226V240H229V239ZM13 239V238H12ZM219 239H217V240H219ZM234 239V240H233ZM237 239V240H236ZM242 239V240H241ZM250 239H251V241H250ZM261 239V240H260ZM241 240V242H243V241H246V243L245 242H243V244L241 243H239L240 245H237V243H238V241H240ZM213 241V240H212ZM234 241H236V242H234ZM256 241V242H255ZM216 242H217V244H220L219 246H224V248L222 247V249L223 250H225V248H226V252H224V255L226 254L227 255V258L228 259H226V262H224V261H222L223 259H225V258H222L221 259V257H223V255L221 254L222 252H220L221 251V247L219 248L220 250H218L217 248L219 247L218 245H217V247L215 246L216 245ZM223 242H225V245H223L224 243ZM229 244H228V243ZM253 242V243H252ZM210 243H212V242H210ZM236 243V244H235ZM244 243H245V245H244ZM258 243V244H257ZM222 244V245H221ZM254 245V247H252L251 245ZM229 245H230V247H229ZM233 245H235V246H237L236 248H234V246ZM249 245V246H248ZM214 246V247H213ZM20 247H23V245H21ZM232 247V248H231ZM240 247V248H239ZM243 247V248H242ZM263 247V248H262ZM19 248V247H18ZM17 248V249H18ZM27 249L29 248L30 249V247H26ZM213 248V249H212ZM228 248V249H227ZM248 248V249H247ZM251 248V249H250ZM261 248V249H260ZM27 249H25V250H23L22 248L20 249V251L21 250H23L24 252H27L28 251V253H30L29 255H28V253H26V255L27 256H30L32 253H35V250H34V248H31V250L29 251V249L27 250ZM177 250H178V247L176 248ZM240 249V250H239ZM32 250H34L32 253H31V251ZM217 250V251H216ZM228 250H229V252H228ZM234 251V252H232V251ZM244 250V251H243ZM15 251H17V250H15ZM23 251H21L20 253H19V257H18V255H16V254H18V253H13V255H14V257H15V261L17 262V264L19 263V264H24V263H28V264H36L39 260H37L38 259V257L36 256V254H33V256L35 257V258H33L34 260H35V262L33 261V259L30 261L29 259H31L32 258V256L31 257H29V259L26 261V262H24V260H26L27 258H26V255H25V253H24V255H25V258L23 259ZM208 251V252H209ZM236 251H239V252H236ZM19 252V251H18ZM246 252V253H245ZM256 252V253H255ZM234 253H237V255L235 254V256H233L234 255ZM242 253V255H238V254H241ZM247 253H250L249 255H247ZM230 254H232V255H230ZM244 254L246 255V256H244ZM21 255H23V256H21ZM221 256V257H220ZM233 256V257H232ZM241 256H244V258L243 257H241ZM249 256V257H248ZM257 256V257H256ZM242 258V259H240V258ZM255 257V258H254ZM263 257V258H262ZM21 258L23 259V260H21ZM216 258H219V259H216ZM246 258V259H245ZM251 259L250 261L248 260L247 261V259ZM188 259H190V258H188ZM255 259V260H254ZM230 260V261H229ZM240 260V261H239ZM244 260V261H243ZM24 263H23V262ZM219 261V262H218ZM239 261V262H238ZM182 262H183V260H182ZM235 262V263H234ZM248 262V263H247ZM254 262V263H253ZM40 264V263H39Z\"/></svg>",
  "mask_w": 264,
  "mask_h": 264
}]
</instances>
